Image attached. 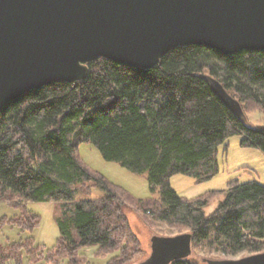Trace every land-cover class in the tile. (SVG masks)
I'll return each mask as SVG.
<instances>
[{
    "label": "trees",
    "instance_id": "obj_1",
    "mask_svg": "<svg viewBox=\"0 0 264 264\" xmlns=\"http://www.w3.org/2000/svg\"><path fill=\"white\" fill-rule=\"evenodd\" d=\"M87 65L85 79L31 89L0 111V203L23 210L19 217L2 218L0 227L7 223L32 231L38 218L26 209L31 201H54L61 207L52 250L0 242V264H22V252L29 264H62L63 258L66 264H87L78 250L92 245L99 255L117 252L107 264L124 263L123 241L133 239L126 237L128 224L121 213L128 204L116 193L117 185L81 158L79 146L89 142L104 160L145 175L149 191L159 194L157 202L145 203V209L156 219L185 229L176 240L206 241L225 252L263 251L264 185L230 180L207 215L203 207L216 191L187 199L168 179L178 173L196 181L213 176L215 151L232 135L264 152V124H253L245 112L253 105L264 113V51L225 55L186 45L147 70L106 58ZM202 73L215 76L238 100L241 115L217 96ZM94 189L104 195L78 198L92 195ZM221 260L197 259L188 249L169 264Z\"/></svg>",
    "mask_w": 264,
    "mask_h": 264
},
{
    "label": "water",
    "instance_id": "obj_2",
    "mask_svg": "<svg viewBox=\"0 0 264 264\" xmlns=\"http://www.w3.org/2000/svg\"><path fill=\"white\" fill-rule=\"evenodd\" d=\"M188 43L264 51V0H0V111L31 89L85 79L100 56L150 68ZM207 78L241 115L238 100ZM184 240L164 239L174 252ZM219 264H264V251Z\"/></svg>",
    "mask_w": 264,
    "mask_h": 264
},
{
    "label": "rangeland",
    "instance_id": "obj_3",
    "mask_svg": "<svg viewBox=\"0 0 264 264\" xmlns=\"http://www.w3.org/2000/svg\"><path fill=\"white\" fill-rule=\"evenodd\" d=\"M245 112L247 119L253 124H264V113L259 108L249 105ZM240 140V135H232L218 145L215 151L217 172L213 176L206 180L196 181L188 175L174 174L168 179L171 187L179 196L187 199L200 195L206 196L207 193L216 191L217 193L210 195L203 207L204 213L210 215L222 199L223 192L221 191L225 190L230 180H236L237 183L254 180L264 185V152L259 148L245 146ZM79 152L81 158L91 169L102 173L111 183L117 185L116 193L120 194L119 196L124 198L125 203L128 204L121 209V213L128 224L129 233L126 237L133 236V239L127 238L123 241L122 246L127 247L125 250L127 256L123 264H151L153 261L157 264H169L172 258L184 255L188 249L191 256L197 259H238L254 253L245 249L225 252L215 246H208L206 241L189 243L187 239L180 243V250L177 249L174 252V249L164 239L183 234L186 230L156 219L151 212L145 209L147 207L145 203L148 200L157 202L159 196L157 191L155 193L149 191L145 175L134 174L116 162L104 160L90 142L80 144ZM103 195V191L94 189L92 195L80 194L78 198ZM26 209L37 215V226L31 231L24 226L21 228L3 223L0 227V242L2 244L30 243L33 246L42 247L45 252L52 250L59 236L56 217L61 214L60 204L54 201H31L26 204ZM22 211L21 207L0 203V220L19 217ZM22 248L24 249V246ZM261 248L264 251V246ZM96 253V245L78 250L79 255H84V261L87 264H107L109 258L117 254V252L104 255ZM21 257L22 264H29L26 253L22 252ZM61 263L66 264V258H63ZM6 264L14 263L8 261Z\"/></svg>",
    "mask_w": 264,
    "mask_h": 264
},
{
    "label": "bare ground",
    "instance_id": "obj_4",
    "mask_svg": "<svg viewBox=\"0 0 264 264\" xmlns=\"http://www.w3.org/2000/svg\"><path fill=\"white\" fill-rule=\"evenodd\" d=\"M186 45H195V44H191V43H188V44H178L177 46H174V47H170L169 49H167L166 50V52L164 53V54H162L161 55V57L152 65V67H150V68H153L154 66H156L159 62H160V60H161V58L164 56V55H166L167 53H169V52H171L172 50H174V49H176V48H178V47H181V46H186ZM200 46H203V45H200ZM204 48H206V49H209V50H214V51H217V52H219V53H221V54H225V55H232V54H235V53H238V52H241V51H243V50H246V49H242V50H239V51H236V52H234V53H232V54H226V53H224V52H222V51H220L219 49H216V48H213V47H210V46H206V45H204L203 46ZM99 58H106V57H102V56H100V57H98L97 59H99ZM106 59H108V60H110V61H112V62H114V63H117V64H120V65H127V66H130V65H128V64H124V63H119V62H116V61H113V60H111V59H109V58H106ZM96 60V59H95ZM131 67H134V66H131ZM150 68H142V69H150ZM201 77H203L207 82H208V84H209V86H210V88L212 89V87H211V83H210V81H209V79L207 78V77H210V78H212V79H214V80H217V81H219L215 76H213V75H210V74H206V73H202L201 74ZM220 82V81H219ZM221 83V82H220ZM222 84V83H221ZM213 90V89H212ZM28 92V91H27ZM7 106V104L4 106V107H6ZM3 110V109H2ZM1 110V111H2Z\"/></svg>",
    "mask_w": 264,
    "mask_h": 264
}]
</instances>
